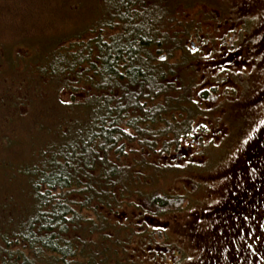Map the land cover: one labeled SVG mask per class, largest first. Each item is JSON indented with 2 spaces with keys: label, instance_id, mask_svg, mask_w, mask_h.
I'll return each instance as SVG.
<instances>
[{
  "label": "trees",
  "instance_id": "16d2710c",
  "mask_svg": "<svg viewBox=\"0 0 264 264\" xmlns=\"http://www.w3.org/2000/svg\"><path fill=\"white\" fill-rule=\"evenodd\" d=\"M21 1L0 8L13 32L36 18ZM175 2L88 0L93 16L65 34L0 35L2 150L28 145L0 153V264H126L118 250L152 243L140 221L168 214L170 196L136 183L162 175L170 147L201 123L198 54L185 46L194 30L172 17ZM31 90L46 106H31ZM25 103L35 111L26 142L6 130ZM128 204L139 214L130 226L117 212ZM116 227L122 237L110 252L103 245Z\"/></svg>",
  "mask_w": 264,
  "mask_h": 264
},
{
  "label": "rangeland",
  "instance_id": "374dc122",
  "mask_svg": "<svg viewBox=\"0 0 264 264\" xmlns=\"http://www.w3.org/2000/svg\"><path fill=\"white\" fill-rule=\"evenodd\" d=\"M6 1L0 0V8L7 6ZM63 3L70 9L63 7ZM176 3L179 9H175L172 17L182 20L183 27L194 30L185 46L192 52L202 48L197 52L198 87L194 93L199 121L209 135L190 148L191 153L182 156L183 162L172 151L162 164L169 166L163 168L162 175L148 173L142 183H136L144 194L170 196L171 201L166 202L169 213L162 217L146 213L140 222L145 227L148 225L149 231L154 230L152 243L139 246V250L131 248L125 256L118 250L117 255L126 264H233L243 241L260 248L259 252L264 246V224L257 217L258 211L264 209V202H260L264 200V0H177ZM20 4L26 16L34 11L36 18L32 16L20 25L19 32L0 24L2 37L9 38L10 32L42 38L44 34L62 35L75 25L86 23L96 11L95 7L87 6L88 0H54L50 7L27 0ZM66 11L68 15L64 16ZM110 33L107 30L106 34ZM194 37L198 40L193 47ZM237 40L238 48L234 45ZM235 53L240 57L232 63ZM222 82L223 85L229 82L228 88H222ZM230 87L235 89L233 94ZM201 88L206 90L207 100L199 99L197 92ZM29 102L31 106H46L34 90ZM26 104L19 109L16 121L9 126L7 123L6 127L10 136L21 135L25 142L33 133L35 112L27 113ZM3 133L5 129L0 131L2 137ZM3 140L0 137V153L10 152L7 157L27 150L28 145L18 152L13 151V146L2 150ZM188 140L185 139V146ZM240 189L249 192L252 199L249 207L252 218L246 217V213L243 216L239 203L228 201L236 200L232 192ZM136 210L135 205L128 204L117 212L122 215L121 221H128L126 224L130 226V221L134 223L139 216ZM243 224L244 229L253 232L252 238L233 237ZM118 230V227L110 229L113 235L106 233L109 237L103 246L110 252H114V239L122 237Z\"/></svg>",
  "mask_w": 264,
  "mask_h": 264
},
{
  "label": "flooded vegetation",
  "instance_id": "af4514ba",
  "mask_svg": "<svg viewBox=\"0 0 264 264\" xmlns=\"http://www.w3.org/2000/svg\"><path fill=\"white\" fill-rule=\"evenodd\" d=\"M237 43H238V40L236 41V43L234 45L238 48L240 45ZM196 45H197V41L194 39L191 42V46L194 47ZM201 51H202V48L199 49V51L197 49H195L194 52L197 53V52H201ZM231 51H232V49H231ZM232 56H233V57H231L232 63L238 62L240 56H237V53L232 54ZM226 84L224 83V85H223V82H222L220 85H223L222 88L223 87L228 88V85L230 83L227 82ZM229 90L233 94L235 89L230 87ZM205 91H206L205 89L201 88L197 92L199 99L201 101L207 100L205 97L204 98L202 97V95H203V93H205ZM211 97L216 98V97H213V94L211 95ZM207 105H208V103L205 104V106H207ZM208 135H209L208 130L202 122L199 124H196L192 128V130L190 131L189 135L185 134L184 137L181 138V140L178 142V144L176 146H174L173 150H171L170 152L175 151L173 154L177 153V155H176L177 159H179L180 162H183L184 158L181 159L182 156L184 157V156L188 155L189 153H191V149L193 147L197 146V144L200 143V141H204V139L207 138ZM187 138L189 140L187 141V145L185 146L184 142H185V139H187ZM242 170L244 171L243 172V174H244L243 179H245V170L244 169H242ZM244 186H246V185H244ZM232 194H233V196H235L236 200L233 199V200H228V201L229 202H235L236 204L239 203V205L243 207V210L241 212L243 214V216L246 213L247 214L246 217L252 218L251 210L249 211L250 203L252 201V199H250L249 192H247L243 189H240V190L232 192ZM260 195H261V191H260ZM257 200H259V199H257ZM221 202H222V200H221ZM260 202H264V200L260 199ZM257 214H258L257 217L259 219L258 221L259 222L262 221L264 224V209H262V210L260 209ZM246 217H244V218H246ZM262 234H264V225H263ZM232 235H233V237H236V238L250 239L253 237V232L251 230H249V228L244 229V224H243L242 229L236 230L235 233ZM243 243H245V241H243ZM243 243L241 245V248H240L238 254L236 255L235 258H233V264H264V246L262 248V252L261 251L259 252L260 248L251 247V242L247 241L245 244H243ZM255 249L257 250L256 252H255ZM254 253H257L258 256H256Z\"/></svg>",
  "mask_w": 264,
  "mask_h": 264
},
{
  "label": "snow or ice",
  "instance_id": "6c2138e0",
  "mask_svg": "<svg viewBox=\"0 0 264 264\" xmlns=\"http://www.w3.org/2000/svg\"><path fill=\"white\" fill-rule=\"evenodd\" d=\"M193 51H195V50L193 49ZM161 59H164V57H161Z\"/></svg>",
  "mask_w": 264,
  "mask_h": 264
}]
</instances>
